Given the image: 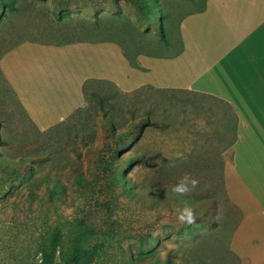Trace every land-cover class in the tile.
I'll return each mask as SVG.
<instances>
[{
    "label": "rangeland",
    "instance_id": "obj_1",
    "mask_svg": "<svg viewBox=\"0 0 264 264\" xmlns=\"http://www.w3.org/2000/svg\"><path fill=\"white\" fill-rule=\"evenodd\" d=\"M206 0H162L160 10L178 34L180 21ZM0 10V53L21 40L53 43L74 34L53 35L41 25L87 26L94 40L105 39L130 21L146 24L129 0H4ZM61 4L67 9L61 11ZM72 13V21L67 14ZM153 30H156L154 27ZM72 31V30H71ZM96 89L114 92L111 85ZM92 102V106H97ZM122 129L133 118L148 114L161 126H149L109 163L81 142L85 136L102 147L101 118L91 108L81 117L42 131L0 76V264H40V249L49 232L60 229L61 248L88 243L96 251L93 264H244L232 253L230 239L241 212L224 188L223 152L232 140L215 133L214 112L221 106L197 94L153 90L128 96L115 94L107 103ZM97 130V132H96ZM95 137V138H94ZM130 153L147 160L125 162ZM33 160L34 175L21 164ZM31 162V161H29ZM121 168H125L122 170ZM185 174L199 179L198 187L180 196L172 191ZM60 189L53 192V183ZM126 185V187H125ZM218 201L210 213L216 223L178 217L191 201ZM117 205L115 234L104 238L97 229L82 231L79 218L92 200Z\"/></svg>",
    "mask_w": 264,
    "mask_h": 264
},
{
    "label": "crops",
    "instance_id": "obj_2",
    "mask_svg": "<svg viewBox=\"0 0 264 264\" xmlns=\"http://www.w3.org/2000/svg\"><path fill=\"white\" fill-rule=\"evenodd\" d=\"M178 31L180 54H141L138 66L114 42L29 40L6 52L0 66L42 131L86 103L90 79L128 93L154 88L214 96L229 106L237 131L223 152V174L241 212L230 249L244 264H264V0H206L181 19Z\"/></svg>",
    "mask_w": 264,
    "mask_h": 264
},
{
    "label": "trees",
    "instance_id": "obj_3",
    "mask_svg": "<svg viewBox=\"0 0 264 264\" xmlns=\"http://www.w3.org/2000/svg\"><path fill=\"white\" fill-rule=\"evenodd\" d=\"M139 9L141 17L146 24V29L141 30L140 27L133 24L130 21L129 27H121V30H118L111 36L106 37L101 40H94L84 37H91L90 31H88L87 26L80 25H59V26H50L41 25V29L45 31H50L53 35L56 33L60 34H70L73 33L74 38H70L63 42L53 43L46 40H21L12 44L8 49L0 53V60L10 49L19 45L24 41H33L41 42L45 44H55V45H64L74 42H114L121 46L125 56L129 59L133 66H138L137 57L141 54L156 56V57H174L180 54L183 50L184 44L181 35L174 36L171 21L168 20V17L163 14L164 12L160 10V4L162 0H129ZM5 5L4 0H0V10ZM61 11L67 9V6L61 4L59 7ZM68 18L72 21L76 20L72 13L67 14ZM156 30H153V28ZM88 28V29H87ZM72 30V31H71ZM0 76L8 84L12 93L16 96L19 103L20 102L14 88L6 79L5 75L0 66ZM107 84L111 85L114 88L115 94L119 96H128L130 94H135L141 91H146V89L135 91V92H124L122 91L115 83L110 81H99L95 79L87 80L84 84L83 90L86 98V103L78 108L68 119H73L74 117L83 116L85 110L91 108L92 110L87 112V116L90 114L101 118L102 125V147H95L94 144L87 141L85 136L81 138L83 145L95 151L99 154L100 157L109 159V163L115 161V158L125 149L126 145L130 142L135 141L143 131L149 126L164 127L158 121L151 119V109L148 110V114L139 117L133 118L130 125L126 129H122L120 126V121L116 120L115 114L112 113L110 107L106 106L108 102L112 100V96L115 94L112 92H103L95 88L96 85ZM148 90V89H147ZM155 92L158 91H167V92H178L175 90H158L150 89ZM212 99L217 103L218 106H221L215 111L213 108H210L214 112V117L217 120L218 127L215 129V133L223 137L230 134L236 135V123L237 116L235 114V120L232 117V112L229 106L223 104L214 96H204ZM97 102L98 107L92 106V102ZM23 107V105H22ZM24 108V107H23ZM25 110V108H24ZM26 112V110H25ZM27 114V112H26ZM67 120V119H66ZM65 120V121H66ZM1 120H0V131H1ZM97 132V130H96ZM95 138V137H94ZM4 143L2 134L0 133V144ZM129 159L125 162L133 161H143L147 160L146 154H137L130 153ZM31 161V162H29ZM26 163L21 164L23 170L28 169L32 175H34V166L33 160H29ZM125 170V168H121ZM224 188L227 195V200L231 203L226 190V183L223 174ZM53 183L52 191L58 192L60 189V184L58 181H47V184ZM126 187V185H125ZM195 205L193 208L195 220L209 221L216 223L215 217L210 213L213 208L218 207V201L214 199H206L202 202L191 201ZM232 204V203H231ZM233 205V204H232ZM235 207V206H234ZM236 208V207H235ZM237 209V208H236ZM117 212V205L113 201L108 200H92L87 208L83 211L79 218V225L82 231H89L97 229L98 234H101L104 238L109 237L115 234L117 229V222L115 220V214ZM62 232L60 229H56L52 232H49L45 242L42 244L40 249V264H93L96 257V251L88 243H74L68 249L63 250L61 248Z\"/></svg>",
    "mask_w": 264,
    "mask_h": 264
},
{
    "label": "clouds",
    "instance_id": "obj_4",
    "mask_svg": "<svg viewBox=\"0 0 264 264\" xmlns=\"http://www.w3.org/2000/svg\"><path fill=\"white\" fill-rule=\"evenodd\" d=\"M199 185V179L191 176L190 174H185L183 177H181L178 182L174 185L172 191L180 196L187 195L191 193L193 190H195ZM178 219L181 222L187 223V224H193L195 221L194 217V211L191 207H185Z\"/></svg>",
    "mask_w": 264,
    "mask_h": 264
}]
</instances>
